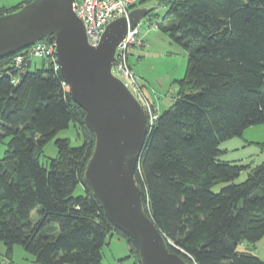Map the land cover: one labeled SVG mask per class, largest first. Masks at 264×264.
<instances>
[{
  "label": "trees",
  "instance_id": "1",
  "mask_svg": "<svg viewBox=\"0 0 264 264\" xmlns=\"http://www.w3.org/2000/svg\"><path fill=\"white\" fill-rule=\"evenodd\" d=\"M155 1L166 8L157 28L186 52L187 66L139 156L142 209L186 264H264L250 249L237 251L264 238V160L253 168L218 160L221 142L264 124V0ZM14 57L0 58V243L8 260L0 264H14V245L32 264H100L111 232L140 264L84 182L95 139L59 70L50 58L39 69L16 68ZM71 123L81 146L56 140L58 155L43 166V146ZM245 169L246 179L233 183ZM218 183L226 185L213 192ZM78 184L84 194L75 197Z\"/></svg>",
  "mask_w": 264,
  "mask_h": 264
},
{
  "label": "water",
  "instance_id": "2",
  "mask_svg": "<svg viewBox=\"0 0 264 264\" xmlns=\"http://www.w3.org/2000/svg\"><path fill=\"white\" fill-rule=\"evenodd\" d=\"M73 2L32 0L1 15L0 58L53 37L61 78L95 139L83 174L85 184L114 229L129 239L140 264H186L167 250L161 232L142 209L134 172L148 133V119L134 95L111 73L117 47L128 28L136 27L150 9L136 7L128 20H113L99 45L91 47L83 23L72 10Z\"/></svg>",
  "mask_w": 264,
  "mask_h": 264
},
{
  "label": "rangeland",
  "instance_id": "3",
  "mask_svg": "<svg viewBox=\"0 0 264 264\" xmlns=\"http://www.w3.org/2000/svg\"><path fill=\"white\" fill-rule=\"evenodd\" d=\"M19 1L21 0H0V8H10ZM138 7L157 8L153 11L150 10L137 25L136 41L127 50L128 63L140 86L142 96L151 105L155 104L153 105L156 109L155 112L159 114L171 105L172 98L178 92L175 81L182 79L185 75L187 54L157 28L156 23L161 22L165 16V7L156 6L155 0H142ZM149 23L153 26L150 27ZM44 62L48 63L43 58L33 59L30 70L41 68ZM67 89L69 90L68 86ZM59 139L68 140L71 147H79L83 142L80 130L71 123L68 128L59 131L53 139L43 146L39 155V161L43 166L47 167L49 161L57 157L55 141ZM218 148L222 151L218 157L220 161L249 165L250 168L259 165L264 160V124L248 127L241 136L221 142ZM4 151L5 144H0V158L3 157ZM248 172L249 169L241 171L233 183L243 182ZM225 185V183H218L212 187V191L218 192ZM83 194V186L78 184L73 196ZM31 217L35 219V212H32ZM254 247L241 242L237 246V251L250 249L264 262V238L255 243ZM5 251V245L0 243V260L2 263L8 262L4 256ZM31 260L32 256L24 251L20 245L13 246L12 261L14 264H32ZM121 260H123V264H133L131 248L125 239L118 237L115 232H111L101 249L100 264H120L119 261Z\"/></svg>",
  "mask_w": 264,
  "mask_h": 264
},
{
  "label": "built area",
  "instance_id": "4",
  "mask_svg": "<svg viewBox=\"0 0 264 264\" xmlns=\"http://www.w3.org/2000/svg\"><path fill=\"white\" fill-rule=\"evenodd\" d=\"M141 0H74L72 10L76 17L81 20L85 30L88 45L97 47L101 41L102 34L110 22L118 18H126L133 8L139 6ZM138 34L137 26L129 29L124 40L118 45L111 73L118 78L134 95L143 107L147 119L148 128L157 119L156 109L142 96L140 86L128 63L127 50L136 41ZM54 41L41 40L34 45L18 52L14 57L16 68L26 63H32L35 58H50L54 69L59 70L55 62ZM63 85L66 83L63 82Z\"/></svg>",
  "mask_w": 264,
  "mask_h": 264
},
{
  "label": "crops",
  "instance_id": "5",
  "mask_svg": "<svg viewBox=\"0 0 264 264\" xmlns=\"http://www.w3.org/2000/svg\"><path fill=\"white\" fill-rule=\"evenodd\" d=\"M22 1H23V0H21V1H19V2H22ZM19 2H18V3H19ZM137 35H138V34H137ZM153 105H155V104L153 103ZM254 249H256V247H254Z\"/></svg>",
  "mask_w": 264,
  "mask_h": 264
},
{
  "label": "flooded vegetation",
  "instance_id": "6",
  "mask_svg": "<svg viewBox=\"0 0 264 264\" xmlns=\"http://www.w3.org/2000/svg\"><path fill=\"white\" fill-rule=\"evenodd\" d=\"M140 5V4H139Z\"/></svg>",
  "mask_w": 264,
  "mask_h": 264
}]
</instances>
